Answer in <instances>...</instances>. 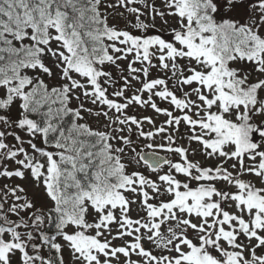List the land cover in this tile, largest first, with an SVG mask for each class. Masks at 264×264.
Masks as SVG:
<instances>
[{
    "label": "snow or ice",
    "instance_id": "6c2138e0",
    "mask_svg": "<svg viewBox=\"0 0 264 264\" xmlns=\"http://www.w3.org/2000/svg\"><path fill=\"white\" fill-rule=\"evenodd\" d=\"M0 178V264H264V0H0Z\"/></svg>",
    "mask_w": 264,
    "mask_h": 264
},
{
    "label": "rangeland",
    "instance_id": "374dc122",
    "mask_svg": "<svg viewBox=\"0 0 264 264\" xmlns=\"http://www.w3.org/2000/svg\"><path fill=\"white\" fill-rule=\"evenodd\" d=\"M160 2H161V0H158V2H157V4L159 5L160 4ZM134 6H136V7H140V5H134ZM157 24H158V26H159V20L157 21ZM129 113L130 114H134V115H141V114H151V110L149 109L148 110V112L147 113H145V110L144 109H138V108H134V109H130L129 110ZM160 120H163V117H160L159 118ZM158 123H159V121H158ZM162 141L159 139V137H156L155 138V143H157V144H159V143H161ZM37 143L39 144V141H37ZM144 142H143V140H141V141H138L137 142V148L138 149H145L146 151H150L149 149H147V148H145L144 147V145L147 143V141L143 144ZM143 146V147H142ZM158 152H163L162 150H158ZM162 154H164V155H166V153L165 152H163ZM0 183L1 184H4L5 183V179H3V180H1L0 181ZM14 183L16 184V183H20V181H14ZM133 215H135V213H133Z\"/></svg>",
    "mask_w": 264,
    "mask_h": 264
},
{
    "label": "trees",
    "instance_id": "16d2710c",
    "mask_svg": "<svg viewBox=\"0 0 264 264\" xmlns=\"http://www.w3.org/2000/svg\"><path fill=\"white\" fill-rule=\"evenodd\" d=\"M155 2H156V4H157L158 0H155ZM137 5H139V4H137ZM157 6H159V5L157 4ZM9 142H10V143L12 142V141H11V138L9 139ZM145 142H146V141H145ZM145 142H144V143H145ZM144 143H143V144H144ZM142 147H143V146H142ZM1 180H3V179L0 178V181H1ZM15 180H16V179L14 178L11 182H9V181H7V180L5 179V183H12V184H15V183H14ZM16 181H18V180H16ZM5 183H4V184H5ZM2 185H3V184L0 183V186H2Z\"/></svg>",
    "mask_w": 264,
    "mask_h": 264
}]
</instances>
